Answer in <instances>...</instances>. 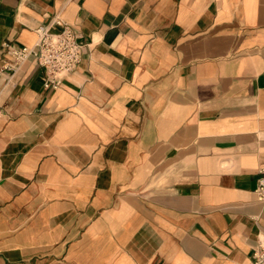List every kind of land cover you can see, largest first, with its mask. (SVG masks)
Returning a JSON list of instances; mask_svg holds the SVG:
<instances>
[{"label":"crops","instance_id":"0c3cea01","mask_svg":"<svg viewBox=\"0 0 264 264\" xmlns=\"http://www.w3.org/2000/svg\"><path fill=\"white\" fill-rule=\"evenodd\" d=\"M263 166L264 0H0V264H252Z\"/></svg>","mask_w":264,"mask_h":264},{"label":"built area","instance_id":"2783aa9c","mask_svg":"<svg viewBox=\"0 0 264 264\" xmlns=\"http://www.w3.org/2000/svg\"><path fill=\"white\" fill-rule=\"evenodd\" d=\"M62 29L53 30L48 24L37 26V40L32 45L11 48L14 62L11 68H18L31 57L44 68L46 87L58 88L79 66L82 60L83 44L76 38L74 30L67 23L60 22ZM259 200L264 202V166L255 188ZM252 264H264V239H260L252 254Z\"/></svg>","mask_w":264,"mask_h":264}]
</instances>
